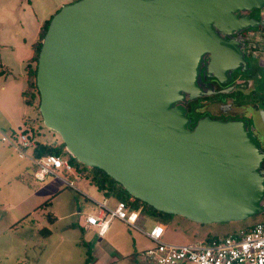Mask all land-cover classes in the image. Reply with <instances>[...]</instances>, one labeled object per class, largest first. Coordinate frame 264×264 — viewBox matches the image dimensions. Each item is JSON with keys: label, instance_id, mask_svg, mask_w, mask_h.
I'll use <instances>...</instances> for the list:
<instances>
[{"label": "water", "instance_id": "95a60500", "mask_svg": "<svg viewBox=\"0 0 264 264\" xmlns=\"http://www.w3.org/2000/svg\"><path fill=\"white\" fill-rule=\"evenodd\" d=\"M264 0H76L50 19L36 63L43 124L88 167L158 211L199 223L264 214V150L240 119L186 103L246 71L237 34ZM233 86L217 92H230ZM264 114V111H262Z\"/></svg>", "mask_w": 264, "mask_h": 264}, {"label": "rangeland", "instance_id": "374dc122", "mask_svg": "<svg viewBox=\"0 0 264 264\" xmlns=\"http://www.w3.org/2000/svg\"><path fill=\"white\" fill-rule=\"evenodd\" d=\"M74 1L0 0V264H83L86 249L79 241L82 238L90 241L96 233L95 229L84 232L79 225L86 214L96 210L85 194L99 200L103 198L94 184L84 176L64 171L61 174L72 180L78 190L51 175L43 181L36 180L22 168L26 160L19 158L13 148L2 141V136L11 131L30 128L29 132L34 129V134L42 141L62 142L58 133L43 124L38 97L33 105L24 104L22 92L27 88L25 67L33 56L41 25L63 5ZM258 11L263 27L251 26L244 34L256 47L258 59L254 64L264 72V8ZM31 65L35 66L36 62L32 61ZM244 72L238 70L234 76ZM238 80L240 77L235 89L247 95L253 88L252 79L247 81L248 86H241L243 81ZM221 98L230 102L234 99L232 108L227 111L241 118H247L245 113L254 107L251 102L239 103L241 98L235 92ZM22 172L30 174L27 180L26 175L19 176ZM47 200L49 203L44 204ZM49 215L53 216L52 221ZM158 216L142 211L136 225L148 231L154 223L162 221L165 233L161 240L173 244L197 242L209 235L224 236L264 219V214H258L243 220L199 223L174 215L165 223L161 219L164 215ZM71 224L73 226H69ZM103 239L127 250L124 259L117 260L118 264H131V259L133 264H140L141 249L152 245L138 230L116 219L112 220Z\"/></svg>", "mask_w": 264, "mask_h": 264}, {"label": "built area", "instance_id": "2783aa9c", "mask_svg": "<svg viewBox=\"0 0 264 264\" xmlns=\"http://www.w3.org/2000/svg\"><path fill=\"white\" fill-rule=\"evenodd\" d=\"M2 141L13 147L19 157H26V151L33 149L37 137L27 130L12 131L2 136ZM34 177L43 181L51 175L62 181L66 186L74 188L72 180L64 177L61 172L71 175L77 173L66 156L45 154L34 157ZM85 196L95 207V212L84 216L86 227H95L99 235H103L113 219L123 221L145 235L152 243L140 253L141 264H264V221H258L246 228L236 230L230 234L199 240L187 244H173L163 242L165 225L154 223L150 230H143L136 225L141 209H132L124 201H116L112 206L107 198L101 200Z\"/></svg>", "mask_w": 264, "mask_h": 264}, {"label": "trees", "instance_id": "16d2710c", "mask_svg": "<svg viewBox=\"0 0 264 264\" xmlns=\"http://www.w3.org/2000/svg\"><path fill=\"white\" fill-rule=\"evenodd\" d=\"M51 19V18H50ZM50 19L43 22V24L40 27V30L38 32L39 34V40L36 41L33 45L34 47V53L33 56L29 59L28 64L26 65V73H27V88L22 92L23 96V102L28 105H33L35 102L36 97L39 99V92L36 86V65L32 66L31 62L35 61L37 63L38 54L41 48L42 39L45 35V32L47 30L48 24ZM250 55H252L250 53ZM262 69L259 68V66L253 64L250 65L249 72L250 76L254 77L258 85H261V89L251 92L248 95H243L242 93H239V96L242 97L244 101H261L264 103V72ZM259 73V77H256V74ZM226 95V94H225ZM197 101H188L187 107L191 110V113L188 114V117L192 118V122L190 123L189 127H192L195 125L197 119L201 116L200 113L195 112V103ZM190 112V111H189ZM29 131V129H24ZM34 130V129H33ZM31 129V135L36 136ZM56 154V155H63L66 156L71 164L73 165L75 171L77 173H81L90 183L94 184L97 188V190L101 191L104 196L107 197H114L117 199V201H124L130 208L132 209H141L143 212H152L154 215H159L158 217H162L164 215V218H161L167 222L170 221V218L174 216V214L164 213L161 211H158L151 205L147 204L144 201H141L138 198H135L131 196L120 183L115 181L112 177H110L105 171L98 167H88L84 165L83 163L79 162L74 156H72L65 148V145L63 142L60 143H43L39 139H37L35 147L32 149V154L34 157H40L45 154ZM49 201H45L44 204H48ZM161 215V216H160ZM50 221H52L54 218L53 216L49 215ZM260 221H264L260 220ZM162 221H159L158 223H161ZM252 224L247 225L246 227L250 226ZM73 226V224L69 225ZM244 227V228H246ZM47 232H50L48 230ZM217 236H206L204 240H210L211 238H215ZM83 245L86 247V257L83 264H88L92 258L90 246L87 242L82 240Z\"/></svg>", "mask_w": 264, "mask_h": 264}, {"label": "flooded vegetation", "instance_id": "af4514ba", "mask_svg": "<svg viewBox=\"0 0 264 264\" xmlns=\"http://www.w3.org/2000/svg\"><path fill=\"white\" fill-rule=\"evenodd\" d=\"M255 12H254V15L252 12L249 13L250 17H255L256 19L261 20L263 23V19H261L259 17V11L258 12L255 11ZM259 27H263V25L260 24V25L256 26L255 28H259ZM247 29H251V27L247 28ZM244 33H245V30L243 32L235 35V36H237V38L239 40H242L244 42L243 51H244L245 59L248 62V69L243 73V75H240V76L239 75L234 76V72H236L238 70L241 71L240 69L233 71L231 81L227 84H224V85L219 83L215 78L207 77L204 75V73L201 72V74H200L201 86L206 90L209 86L212 85L214 87L215 92L209 96H202V97L197 98L196 99L197 102L195 103L194 109H195V112H198L201 114V116L199 118L204 117V116H208L211 119H220V120L240 119V120L245 121L247 123L249 129L253 133L255 141L258 143L259 147L262 150H264V114H262L263 113L262 111H264V103H262L261 101H244V102H249V103L251 102L254 105V107H251L248 109V114L245 113L247 118H241V117H239V114H233V113L227 111V110H230L232 108V104L235 100L231 99L232 101L230 102L228 99H222L221 98V96H224L225 94L229 95V94L235 92L238 95V97L241 98L239 103H243L242 102L243 98L239 96V93H242V92L235 89L237 77H240V80H238V82L243 81V84L240 83L241 86L242 85L248 86L249 83L247 81L252 79L253 88L251 89V91L248 94H250L253 91L261 89L260 88L261 85H258V83L254 79V77L250 76V72H249L250 65H253L255 59L256 60L258 59L256 57L257 55L255 54L256 47L253 44H251L250 39ZM250 53L252 55H250ZM251 59H253V61ZM250 61H252V62H250ZM256 77H259V73L256 74ZM230 86H233V89L230 92H224V93L223 92H221V93L217 92V91H220L222 89H227ZM243 95H245V94H243ZM186 107H187V103H186ZM190 113H191V110L188 109V107H187V116ZM189 118L191 119V122H192V118L191 117H189Z\"/></svg>", "mask_w": 264, "mask_h": 264}, {"label": "crops", "instance_id": "0c3cea01", "mask_svg": "<svg viewBox=\"0 0 264 264\" xmlns=\"http://www.w3.org/2000/svg\"><path fill=\"white\" fill-rule=\"evenodd\" d=\"M39 32V31H38ZM28 64V63H27ZM22 103L23 102V97H22ZM25 104V103H24ZM31 128H33V126H30ZM24 129H28V128H24ZM23 129V130H24ZM30 129V128H29ZM22 130V129H20ZM18 131V130H16ZM12 132V131H11ZM37 137V136H36ZM37 139H39L41 142L43 143H59L57 141H49V142H45L42 141L41 138L37 137ZM10 146V145H9ZM13 148V147H12ZM14 150V149H13ZM15 151V150H14ZM16 152V151H15ZM27 156L26 157H19V158H23L26 160V162L22 165V168L25 169V172H29L32 173L33 177H34V171H35V167L34 164L32 162V159L34 158L33 154H32V149H28L26 151ZM18 155V154H17ZM26 175V180L28 179V176L30 174L27 175V173L22 172L21 174H19V176L21 177H25ZM35 178V177H34ZM25 179V178H24ZM36 179V178H35ZM37 180V179H36ZM88 181V180H87ZM89 182V181H88ZM102 193V192H101ZM103 194V193H102ZM103 198H107L108 202L110 205H114L117 201L116 198L114 197H107L104 196L103 194ZM80 210L77 211V213H79ZM118 220V219H116ZM119 222H123L121 220H118ZM124 223V222H123ZM112 224V221L109 223L108 229L109 230L110 226ZM81 229L85 232V231H89L90 229H95L96 233L95 236L92 237V239L90 241H86L85 239L82 238L83 241L87 242L88 245L90 246V250H91V254H92V258L90 260V262L88 264H118L120 259H124V256L127 252V250H122L121 245H119L121 248H119V246H117V244H115L114 242H104L103 240V236L105 235V232L103 235H99L97 232V229L95 227H86L85 226V221L83 219L82 224H80ZM145 236V235H144ZM146 237V236H145ZM147 238V237H146ZM82 240L79 241V243L85 247L82 243ZM149 240V239H148ZM103 244V245H102ZM86 249V247H85ZM145 249V248H144ZM144 249H141L144 250ZM130 254H132L133 258V253L131 252ZM132 261V262H131ZM130 263L133 264V259H131ZM138 262L141 264L140 260H138Z\"/></svg>", "mask_w": 264, "mask_h": 264}]
</instances>
